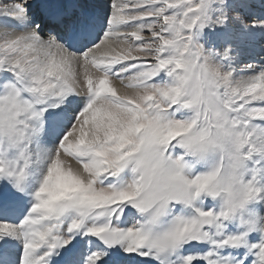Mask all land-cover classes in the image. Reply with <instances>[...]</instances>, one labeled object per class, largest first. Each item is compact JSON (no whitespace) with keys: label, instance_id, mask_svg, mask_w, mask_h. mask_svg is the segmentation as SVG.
I'll return each mask as SVG.
<instances>
[{"label":"snow or ice","instance_id":"1","mask_svg":"<svg viewBox=\"0 0 264 264\" xmlns=\"http://www.w3.org/2000/svg\"><path fill=\"white\" fill-rule=\"evenodd\" d=\"M257 41L264 0H0V264H264Z\"/></svg>","mask_w":264,"mask_h":264},{"label":"rangeland","instance_id":"2","mask_svg":"<svg viewBox=\"0 0 264 264\" xmlns=\"http://www.w3.org/2000/svg\"><path fill=\"white\" fill-rule=\"evenodd\" d=\"M253 3H256V0H252ZM253 11H259L258 7L257 8H253ZM264 43V41H257L255 43V45L246 52L245 56H244V60L247 61L248 59H250V57H259L261 55V44ZM260 52V53H259ZM250 53V54H249Z\"/></svg>","mask_w":264,"mask_h":264}]
</instances>
